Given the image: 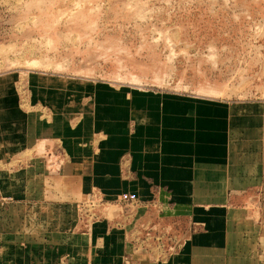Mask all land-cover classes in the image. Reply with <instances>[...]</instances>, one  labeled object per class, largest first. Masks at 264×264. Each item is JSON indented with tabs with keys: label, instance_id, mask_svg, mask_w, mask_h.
<instances>
[{
	"label": "crops",
	"instance_id": "crops-1",
	"mask_svg": "<svg viewBox=\"0 0 264 264\" xmlns=\"http://www.w3.org/2000/svg\"><path fill=\"white\" fill-rule=\"evenodd\" d=\"M262 184L264 102L0 72V264H264ZM91 197L134 207L126 239L79 225Z\"/></svg>",
	"mask_w": 264,
	"mask_h": 264
},
{
	"label": "rangeland",
	"instance_id": "rangeland-1",
	"mask_svg": "<svg viewBox=\"0 0 264 264\" xmlns=\"http://www.w3.org/2000/svg\"><path fill=\"white\" fill-rule=\"evenodd\" d=\"M16 69L264 102V0H0V72ZM247 193L242 207L262 226L264 184ZM101 203L79 204V225L104 219L126 239L132 206ZM152 231L169 243L152 249L163 257L190 234Z\"/></svg>",
	"mask_w": 264,
	"mask_h": 264
},
{
	"label": "bare ground",
	"instance_id": "bare-ground-1",
	"mask_svg": "<svg viewBox=\"0 0 264 264\" xmlns=\"http://www.w3.org/2000/svg\"><path fill=\"white\" fill-rule=\"evenodd\" d=\"M134 85V84H133ZM210 86V85H209Z\"/></svg>",
	"mask_w": 264,
	"mask_h": 264
}]
</instances>
